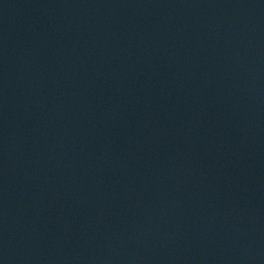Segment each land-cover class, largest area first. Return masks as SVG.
Returning a JSON list of instances; mask_svg holds the SVG:
<instances>
[{"label": "water", "instance_id": "obj_1", "mask_svg": "<svg viewBox=\"0 0 264 264\" xmlns=\"http://www.w3.org/2000/svg\"><path fill=\"white\" fill-rule=\"evenodd\" d=\"M0 264H264V0H0Z\"/></svg>", "mask_w": 264, "mask_h": 264}]
</instances>
